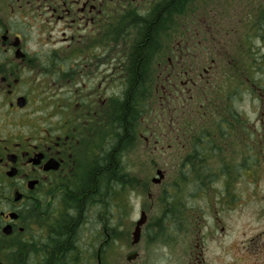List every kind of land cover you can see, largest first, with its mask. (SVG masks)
<instances>
[{
    "label": "flooded vegetation",
    "instance_id": "flooded-vegetation-1",
    "mask_svg": "<svg viewBox=\"0 0 264 264\" xmlns=\"http://www.w3.org/2000/svg\"><path fill=\"white\" fill-rule=\"evenodd\" d=\"M199 2L0 0V264H49L96 192L129 202L156 187L151 207L161 194L177 203L164 219L186 245L182 264H215L210 248L252 203L264 221V6ZM41 106L48 129L30 121ZM189 197L202 202L190 213ZM124 207L118 196L114 228L100 225L98 264ZM138 213L132 241L143 213L141 239L151 231L149 207ZM260 230L218 261L264 264Z\"/></svg>",
    "mask_w": 264,
    "mask_h": 264
},
{
    "label": "rangeland",
    "instance_id": "rangeland-1",
    "mask_svg": "<svg viewBox=\"0 0 264 264\" xmlns=\"http://www.w3.org/2000/svg\"><path fill=\"white\" fill-rule=\"evenodd\" d=\"M200 5L204 10L208 9H223V10H233L237 8H251L256 7L258 3L264 6V0H200ZM48 97L46 96L45 99ZM43 100V99H42ZM45 106H41L37 112L29 113L30 121L35 123L37 121V127L48 129L49 122L48 120L52 119L53 113L49 110L45 109ZM33 126H29V131ZM148 163V162H147ZM146 171V170H145ZM154 175L153 174H149ZM138 178H143V175L140 174ZM264 185V176L259 182ZM165 190L164 188L162 189ZM158 188L151 187V191L147 189L145 191H141V197L132 195L128 202V196L126 197V193L116 194L111 192L109 200L105 198V196H100V198L94 197L95 200L98 201H89L87 204L83 205L82 208V216L77 218L82 226L79 228V245L82 246V249L85 250L86 254H92V257L88 264H98L96 258V252L101 248V244L106 240V237L101 236L100 234V225L103 221H106L107 226H111L114 228L115 222L114 217H116V209L115 203L117 197H121L124 202L126 212L124 218L123 228L115 232V235L109 244L106 246L105 251L103 252V256L100 260V264H127V256H129L132 252H137L139 257L132 264H182L185 254L183 253L186 249V245H182L183 238L182 236H178L174 234V226L173 219L167 221L161 219L162 214L167 209L169 211L171 208L164 203L163 196L161 194V199H158L155 204L151 207L152 200H154V196L157 195ZM149 193L151 197H149ZM163 193V192H162ZM106 195V194H104ZM139 198V199H138ZM127 201V202H126ZM159 201V202H158ZM186 203V212L190 213L195 210L197 207L200 208L202 206L201 200L196 197H189ZM145 205L147 208L149 207V222L151 231L147 235L143 236L140 243L133 247L131 245L132 242V233H131V220L135 219L138 216V212L140 206ZM104 206L111 207L108 212ZM128 207V208H127ZM251 212L252 215L247 216L242 220H237L231 224L232 235L230 238H225L219 244H213L210 250L214 253L215 264H221L218 261V255L221 253V248H227L230 243L234 240H241L243 237L242 233L247 231V233H254L260 230L264 225L263 222H256V218H254V211L257 209V204H251ZM131 208V209H130ZM115 209V210H114ZM64 210V209H63ZM62 210V211H63ZM109 220L107 217H111ZM106 217V218H105ZM245 222L249 224V226L245 230ZM171 223V224H170ZM86 257H88L86 255ZM228 260V259H227Z\"/></svg>",
    "mask_w": 264,
    "mask_h": 264
},
{
    "label": "trees",
    "instance_id": "trees-1",
    "mask_svg": "<svg viewBox=\"0 0 264 264\" xmlns=\"http://www.w3.org/2000/svg\"><path fill=\"white\" fill-rule=\"evenodd\" d=\"M140 68L142 69V65L140 64ZM111 175H108V176H104V178L102 179V183L104 182H108L110 183L111 181ZM100 179L98 178V181L97 182V185H101ZM95 181H93L95 183ZM105 196V198L107 199V201L109 200V197H110V192H106V193H100V192H96V193H90V194H85L87 195L89 198H86L87 196H84V200L82 199V204L78 203L77 205V209L79 210L84 204V202H88L89 199H91V201H98V200H95L94 197H99L100 196ZM106 194V195H104ZM81 196V195H80ZM102 196V197H103ZM86 200V201H85ZM111 207H109V210H110ZM173 210V212H177L178 211V204L176 203L175 205L172 206L171 208ZM163 220H165L164 218L167 217V213H163L162 216ZM77 218L74 219L75 221V228H74V231L76 230V226H77ZM63 239L65 238H60L59 240V250L56 254V256L58 257H55V259H53L49 264H88V262L90 261L91 257H92V254H86L85 253V250L82 249V246L79 245V233L78 232H75V238H74V241H73V244H71L69 241H63ZM56 244V243H55ZM70 244V245H68ZM66 246V247H65ZM65 247V249L63 248ZM71 247V248H70ZM70 248V249H69ZM86 255L88 257H86Z\"/></svg>",
    "mask_w": 264,
    "mask_h": 264
},
{
    "label": "water",
    "instance_id": "water-1",
    "mask_svg": "<svg viewBox=\"0 0 264 264\" xmlns=\"http://www.w3.org/2000/svg\"><path fill=\"white\" fill-rule=\"evenodd\" d=\"M158 181V180H157ZM29 186L31 188H33L34 186V182H31L29 184ZM146 223V215L143 213L141 216L140 221L137 223L136 229L133 232V241L132 244L136 245L137 243H139L140 239H141V227ZM135 259V254H130L128 257V260H133Z\"/></svg>",
    "mask_w": 264,
    "mask_h": 264
},
{
    "label": "bare ground",
    "instance_id": "bare-ground-1",
    "mask_svg": "<svg viewBox=\"0 0 264 264\" xmlns=\"http://www.w3.org/2000/svg\"><path fill=\"white\" fill-rule=\"evenodd\" d=\"M88 198H89V197H88ZM89 201H91V199H89ZM89 201H88V202H89ZM88 202L86 201V202H84V204H87ZM81 221H82V219H81ZM81 221H80V222H81ZM78 227H80V226H78ZM78 227L76 228L75 232H78V233H79L80 231L78 230ZM79 237H80V233H79Z\"/></svg>",
    "mask_w": 264,
    "mask_h": 264
}]
</instances>
